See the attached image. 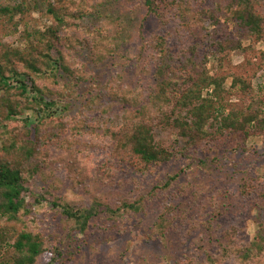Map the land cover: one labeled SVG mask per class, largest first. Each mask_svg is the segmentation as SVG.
Returning a JSON list of instances; mask_svg holds the SVG:
<instances>
[{
	"label": "trees",
	"instance_id": "1",
	"mask_svg": "<svg viewBox=\"0 0 264 264\" xmlns=\"http://www.w3.org/2000/svg\"><path fill=\"white\" fill-rule=\"evenodd\" d=\"M137 1L147 17L164 26L178 20V31L195 36V42L176 51L167 32L148 37L142 22L141 47L132 56L121 17L106 13L110 0H0V20L6 18L25 41L24 47L0 50V221H5L0 264H41L48 254L65 264L81 250L72 244V233H88L91 225L101 224L102 214L108 215L109 224L144 209V195L135 200L128 196L117 208L106 210L97 200L87 206L65 201L63 182L52 168L56 162L72 171L85 155L98 162L100 170L116 160L122 169L148 176L186 158L213 171L220 163L219 154L229 151L219 145L222 138L236 143L231 151L244 147L251 135L264 143V93L257 99L254 87V78L264 71V50L255 49L264 41V17L256 8L257 0ZM95 7H100L97 14ZM31 12L53 25L45 30L32 26ZM87 17L98 24H86ZM244 38L252 42L245 45ZM232 51L245 56L241 68L220 75L209 67L211 57L225 61ZM111 60L122 69L105 77L100 70ZM133 61L139 62L136 72L130 71ZM141 75L147 77L148 86L142 84ZM233 92L239 101L228 109L222 100ZM58 143L64 155L56 159L49 147ZM193 149L205 158L196 159ZM181 178L178 172L156 177L148 196L160 190L165 194L175 184L178 195L189 191L190 184H181ZM39 179L46 183L43 193L37 194L30 185ZM262 182L249 174L239 187L242 195L257 198L254 240H243L237 226L215 237L214 222L229 213L225 203H217L211 218L201 222L210 235L200 244L204 258L186 256L176 264H264ZM30 195L33 201L28 200ZM175 196L176 192L167 199L156 223L164 239L189 211L172 202ZM44 200L54 209L62 208L64 222H74L67 241L46 237L34 213L36 203ZM212 244L217 247L214 252Z\"/></svg>",
	"mask_w": 264,
	"mask_h": 264
},
{
	"label": "rangeland",
	"instance_id": "2",
	"mask_svg": "<svg viewBox=\"0 0 264 264\" xmlns=\"http://www.w3.org/2000/svg\"><path fill=\"white\" fill-rule=\"evenodd\" d=\"M110 1L112 4L106 6V13H113L121 17L126 28L124 36L130 43V55L132 56L141 47L139 26L142 22L144 23V33L148 37L167 32L171 46L176 51L185 49L189 44L195 42V36L183 29L178 31V20H173L169 25L164 26L156 18L147 17L145 8L137 0ZM211 4L212 2L209 5ZM99 8L95 7L92 10L97 14ZM256 8L264 17V0H257ZM28 19L32 26L41 30L53 25L52 21L43 18L38 12H31ZM0 22V42L3 46L0 47V50H4L10 45L24 47L25 41L20 37L19 32L17 33L13 26L8 24L6 18H1ZM98 22L99 20L95 18H86L88 25L95 26ZM251 42L247 38L243 40L245 45H249ZM255 49L264 50V41L256 44ZM152 59L153 56L151 61ZM245 60L242 53L232 51L228 53L225 61L211 57L209 67L220 75H228L232 70L241 68L240 66L245 63ZM142 61L143 64L147 62ZM137 65H139L138 61L131 62L132 69L130 71L136 72ZM127 66L129 67V65ZM120 67V63L111 60L107 66L101 68L100 72L108 77L118 69H122ZM141 76L142 84L148 86L147 77ZM153 77L151 74L148 78L152 79ZM254 87L258 95L257 99H259L264 93L262 90L264 89V71L254 78ZM225 88H230V82L226 83ZM238 101L237 95L233 92L232 96L225 95L222 103L229 109L231 104ZM74 109L77 110V107ZM59 144L49 147L52 157L56 159L64 155ZM219 145L226 146V150L229 151L226 152V156H223L222 152L219 154L220 163L213 167L216 168L213 171L206 170L197 163L192 164L186 158L175 159V161L160 167L156 175L148 176L138 174L128 167L122 169L116 160L100 170L98 162L92 161L85 155L80 157L79 166H75L72 171L61 167L58 162L54 163L53 171H56L63 182L61 194L65 201H76L80 205L87 206L96 203L97 200L102 203L101 209L106 210L108 206L117 208L128 196L132 200L143 195L147 197L144 209L140 212L126 214L121 221L117 220L116 223L109 224L105 220L108 215L102 214L101 224L91 225L88 233H72L75 241L74 243L72 239L68 241L72 242L74 247L81 246V250L75 257L66 259L65 264H176L178 260L186 256L204 258L202 253L205 248H201L200 244L205 243V239H208L210 235L207 227L203 226L201 222H207L211 218V213L217 203H225V206L229 208V213L214 222L212 230L215 237H221L226 230L237 226L241 229L243 240H254L258 231L257 198L253 195H242L239 187L245 175L254 174L263 180L259 189H264V143L261 138L251 135L245 144H242L244 147H241L240 150L231 151L236 143L225 137L219 141ZM214 154L212 152L209 155L213 156ZM192 155L196 156V159L205 158L204 153L200 150L196 152V149L192 150ZM51 172L52 169L47 171L48 174ZM177 172L181 174V184L185 182L190 184L189 191L178 195L179 185L175 184V187L165 194L160 190L153 197L148 196V191L152 188V184H155L156 177L165 178L168 173L175 174ZM107 173H110L111 177H107ZM45 183L39 179L31 184L30 188L37 194L43 193ZM175 192L176 196L172 202L188 207L189 211L186 213V217L179 218L175 222L173 229L167 231L164 239L158 234L156 223L160 220L165 202ZM28 200L33 201V197L28 196ZM61 211H63L61 207L54 209L51 203L46 200L35 205L34 213L39 215L44 233L51 240L57 238L56 240L61 241L64 238L63 240L67 241L65 239H68L70 229L74 227V222H64L65 218L59 214ZM4 225L5 221L1 220L0 232L5 229ZM193 225L195 226L193 227ZM210 250L214 252L217 247L212 244ZM53 258L52 254H48L43 257L41 264L62 263L60 260L54 261Z\"/></svg>",
	"mask_w": 264,
	"mask_h": 264
}]
</instances>
